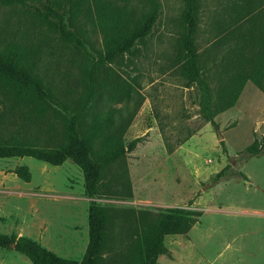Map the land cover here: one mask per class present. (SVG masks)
<instances>
[{
    "label": "rangeland",
    "instance_id": "1",
    "mask_svg": "<svg viewBox=\"0 0 264 264\" xmlns=\"http://www.w3.org/2000/svg\"><path fill=\"white\" fill-rule=\"evenodd\" d=\"M106 1L127 9L134 20L146 12L140 0ZM158 1L159 18L136 45L135 56L126 55L108 65L109 82L119 94L99 100L102 110L114 113L127 107L135 113L123 136L126 145L142 139L126 155L133 197L98 202L152 212L191 205L201 213L186 235L164 239L168 252L157 264H264V149L251 158L246 152L264 136V95L247 83L235 106L215 117L217 128L206 123L196 88L186 86L173 64L182 31V1ZM202 2L207 10L202 14L199 52L210 63L219 58L210 46L213 38L207 28L217 0ZM68 7L64 8L68 28L81 34L91 55L101 53L95 16ZM57 20L53 16L44 20L28 6L0 7V43L24 49L30 66L64 95L81 84L84 59L59 39L51 27ZM4 101L0 95V115ZM40 126L41 132L48 127ZM166 141L175 148L172 153L167 152ZM21 165L31 173L28 183L15 174ZM227 166V173L244 176L215 180ZM122 181L121 195L127 192V181ZM83 184L81 170L70 160L50 166L28 157L0 159V234L24 236L57 256L82 261L88 243V198ZM138 246L139 238L120 230L105 255L106 264H133ZM0 264L31 263L10 247L0 248Z\"/></svg>",
    "mask_w": 264,
    "mask_h": 264
},
{
    "label": "trees",
    "instance_id": "2",
    "mask_svg": "<svg viewBox=\"0 0 264 264\" xmlns=\"http://www.w3.org/2000/svg\"><path fill=\"white\" fill-rule=\"evenodd\" d=\"M140 1L146 12L134 20L127 9L106 0H0V7L17 4L34 8L44 20L46 16L57 17L51 27L84 59L81 84L62 95L30 66L24 49L0 43V95L5 100L0 115V159L28 157L50 166L70 160L83 174L88 198V243L80 262L57 256L27 237L0 234V248L14 244V250L31 264H106L105 255L120 230L139 238L131 263L157 264L158 258L168 252L164 239L186 235L201 216L191 205L152 212L98 202L133 197L126 155L142 139L126 145L123 136L135 113L127 107L114 113L102 110L99 100L101 96L115 99L119 94L109 82L112 74L108 65L126 55L135 56L136 45L151 33L159 18L158 0ZM181 1L182 31L176 40L173 64L186 86L196 88L202 119L217 128L215 117L235 106L248 81L264 94V0H217L207 28L213 38L210 46L219 58L210 63L203 61L198 44L202 14L207 8L202 0ZM66 5L72 12L83 9L85 14L95 16L101 53L91 55L81 34L68 28L64 22ZM41 123L48 126L44 132ZM165 146L168 153L175 150L167 141ZM263 149L264 136L247 147V158L258 156ZM229 169L227 166L219 171L215 180L244 176L227 173ZM15 174L26 183L31 180L24 165L18 166ZM123 179L127 192L121 195Z\"/></svg>",
    "mask_w": 264,
    "mask_h": 264
},
{
    "label": "water",
    "instance_id": "3",
    "mask_svg": "<svg viewBox=\"0 0 264 264\" xmlns=\"http://www.w3.org/2000/svg\"><path fill=\"white\" fill-rule=\"evenodd\" d=\"M218 137H219V139H222V137L220 135ZM11 247L14 249L15 245L12 244Z\"/></svg>",
    "mask_w": 264,
    "mask_h": 264
},
{
    "label": "crops",
    "instance_id": "4",
    "mask_svg": "<svg viewBox=\"0 0 264 264\" xmlns=\"http://www.w3.org/2000/svg\"><path fill=\"white\" fill-rule=\"evenodd\" d=\"M247 83H251V82L248 81ZM247 83H246V84H247ZM246 84H245V85H246ZM251 84H252V83H251ZM252 85H253V84H252ZM253 86H254V85H253ZM259 91H260V90H259ZM260 92H261V91H260ZM261 93H262V92H261ZM262 94H263V93H262ZM263 95H264V94H263ZM215 122H216V121H215ZM209 124H210V123H209ZM216 124H217V123H216ZM210 125H211V124H210ZM159 258H160V257H159ZM159 258H158V259H159Z\"/></svg>",
    "mask_w": 264,
    "mask_h": 264
}]
</instances>
